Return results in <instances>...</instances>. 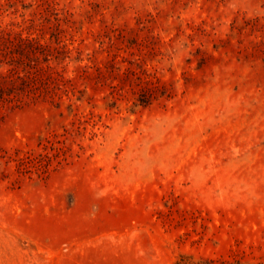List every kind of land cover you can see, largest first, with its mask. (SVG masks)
Segmentation results:
<instances>
[{"label": "rangeland", "instance_id": "1", "mask_svg": "<svg viewBox=\"0 0 264 264\" xmlns=\"http://www.w3.org/2000/svg\"><path fill=\"white\" fill-rule=\"evenodd\" d=\"M0 29L57 56L1 74L67 89L0 105V264H264V0H0Z\"/></svg>", "mask_w": 264, "mask_h": 264}, {"label": "trees", "instance_id": "2", "mask_svg": "<svg viewBox=\"0 0 264 264\" xmlns=\"http://www.w3.org/2000/svg\"><path fill=\"white\" fill-rule=\"evenodd\" d=\"M0 41H3L5 47L0 46V56L7 54V42L9 43L8 53L15 52L25 55L26 58L39 59L41 56L50 60L57 57L50 45L39 42L38 38L22 36L17 34L16 37H8L5 29H0ZM58 48V47H57ZM58 51V49H56ZM12 54V56H13ZM22 65V71L19 65H12L6 73H0V105L9 102L10 105H19L25 99H34L40 95H49L52 100L62 97V93H67V89L62 87V76L60 73L52 74L53 67L47 62L41 65L46 75H37L31 62L24 60L19 61Z\"/></svg>", "mask_w": 264, "mask_h": 264}]
</instances>
